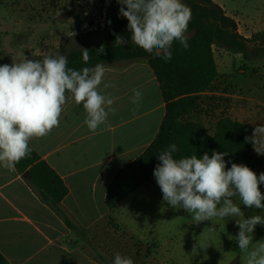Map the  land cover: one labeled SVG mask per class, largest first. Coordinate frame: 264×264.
I'll return each mask as SVG.
<instances>
[{
    "label": "crops",
    "instance_id": "crops-1",
    "mask_svg": "<svg viewBox=\"0 0 264 264\" xmlns=\"http://www.w3.org/2000/svg\"><path fill=\"white\" fill-rule=\"evenodd\" d=\"M246 1L239 7L233 0L221 3L213 0V3L235 21L237 33L250 40L255 35L264 34V8L255 10L253 0ZM251 9L256 11V17L249 19ZM242 11L244 16L241 17ZM249 47L255 51L264 48V36L262 40L250 43ZM216 50L222 52L225 49L212 46L217 77L209 90L199 94L195 110L184 116V121L202 124L209 136L213 135L222 118L248 124L254 130L257 126H264V104L259 101L264 96V65L258 70L252 92L258 100L249 98L246 91L238 90L241 86L232 76L227 61H224L225 70L218 66ZM224 76L230 77L225 83L229 92L213 90L212 87ZM105 83L114 87L104 88ZM233 86H239L235 94ZM99 87L102 94L117 99L112 106L115 112L110 113L106 122L95 131L89 130L84 123L87 113L82 104L77 105L69 94L59 126L46 136L29 141L32 150L67 189L59 208L77 232L68 228L62 218L39 198L22 174L0 165V255L9 264H102L90 247L100 252L106 238H116L115 233L120 227L114 218L120 208L130 211L132 218H141L151 217L154 212L165 211L168 207H179L173 208L163 200L153 177L114 211L106 209L105 196L109 185L121 168L136 160L153 143L166 115V103L158 80L143 59L106 65L104 81ZM133 89L143 93L139 106L131 102ZM248 118L255 121L250 122ZM259 138L264 151V134H258L256 140ZM259 159L261 166L264 160ZM109 218L113 219L117 229L110 226ZM113 244L117 249L118 237Z\"/></svg>",
    "mask_w": 264,
    "mask_h": 264
},
{
    "label": "clouds",
    "instance_id": "clouds-1",
    "mask_svg": "<svg viewBox=\"0 0 264 264\" xmlns=\"http://www.w3.org/2000/svg\"><path fill=\"white\" fill-rule=\"evenodd\" d=\"M121 7L118 15L128 21L131 41L144 51L172 59V44L179 41L184 49L189 48L188 24L192 11L183 0H118ZM110 23V21H109ZM116 36L114 46L123 47L128 40ZM82 60L92 59L90 50L77 46ZM104 53V46L96 50ZM67 56H45L43 59H28L19 63L0 65V165L15 172L16 164L30 155L29 141L44 137L59 126L63 106L69 94L77 105L82 104L87 113L84 123L95 131L104 124L110 113L115 112L116 97L100 91L106 65L96 63L93 67L79 70L68 66ZM114 87L104 84V88ZM131 102L139 106L143 93L132 90ZM258 134H264V126H257L246 142L257 143ZM177 145L172 143L157 157L159 163L153 176L161 189L163 200L173 208L179 206L193 213L195 223L211 221L214 217L226 219L241 217L235 221L238 233L234 237L239 250L249 252L247 264H264V240L253 243L257 225L264 226V216L244 218L241 207L233 198L238 197L248 208L264 209L259 186L264 184V173L257 177L249 167L231 163L226 169L224 157L227 152L212 151L211 158L205 152L201 158L191 155L176 158ZM214 231V228H208ZM113 264H134L127 255L116 253Z\"/></svg>",
    "mask_w": 264,
    "mask_h": 264
},
{
    "label": "trees",
    "instance_id": "trees-1",
    "mask_svg": "<svg viewBox=\"0 0 264 264\" xmlns=\"http://www.w3.org/2000/svg\"><path fill=\"white\" fill-rule=\"evenodd\" d=\"M183 3L192 11V19L188 24L189 48L184 49L179 41H174L170 61L156 55L155 50L152 53L144 51L131 41L128 21L118 15L121 5L116 4L115 0H108L102 31L106 40L103 45L104 53L96 51L100 47L90 48L92 59L87 63L82 60L81 51L63 55L68 58V66L77 70L91 68L99 62L108 65L117 61L146 60L160 84L162 98L166 103V115L153 143L136 160L121 168L109 185L105 196V207L109 212L114 211L130 194L154 177L153 170L159 163L157 157L172 143L178 148V152L174 154L176 158L191 155L201 158L205 152L211 158L213 150L227 152L228 155L224 157L225 170L231 167V163L243 164L252 171L261 164L254 153L253 143L246 142L245 139L253 135L254 128L250 125L222 118L217 122L213 135L209 136L202 124L184 121V116L195 110L199 94L209 90L217 77L212 46L240 54L245 59H255L264 55V50L253 53L248 44L262 40L264 34L255 35L250 40L244 39L237 33L235 21L227 17L213 0H183ZM113 33L123 36L128 44L123 47L114 46L116 36ZM228 161L231 163H227ZM16 170L22 175L28 174L25 181L30 188L62 218L68 228L77 232V228L59 208L67 195V189L32 148L30 155L16 164ZM109 223L117 229L113 219L109 218ZM90 248L102 264H111L93 247ZM0 264H9L2 255Z\"/></svg>",
    "mask_w": 264,
    "mask_h": 264
},
{
    "label": "rangeland",
    "instance_id": "rangeland-1",
    "mask_svg": "<svg viewBox=\"0 0 264 264\" xmlns=\"http://www.w3.org/2000/svg\"><path fill=\"white\" fill-rule=\"evenodd\" d=\"M115 1L121 5L118 0ZM216 1L221 3L224 0ZM233 1L238 7L247 3L246 0ZM253 2L255 10L264 8V0ZM107 7L108 0H0V65L19 63L24 56L28 59H43L45 56L80 51L77 46L89 49L105 45L101 29L105 26ZM255 10L250 11L249 19L256 17ZM260 50L264 48L251 52L257 53ZM215 52L218 66L225 70L224 61H227L232 76L241 86H237L238 90L243 89L252 98L258 70L264 65V55L245 59L226 49ZM228 78L221 77L212 89L228 93L225 86ZM237 87L233 88V94ZM259 101L264 104V96ZM258 105L256 107H262ZM248 120L255 121L251 118ZM261 143L259 138L255 154L264 160ZM254 173L257 177L264 173V163ZM259 188L264 195V184ZM233 201L241 207L244 218L264 216V209L248 208L238 197H234ZM261 203L264 205V201ZM193 215L180 207H168L165 211L154 212L151 217L132 218L130 211L120 208L114 218L120 227L115 233L116 238H106L104 248L99 253L111 264L116 253L130 256L134 264H247L248 254L255 245L239 250L234 237L239 231L235 221L241 217H214L211 221L195 223ZM208 228L215 230L210 231ZM117 237L119 246L116 249L113 248V241ZM253 237L254 244L264 240V226L257 225Z\"/></svg>",
    "mask_w": 264,
    "mask_h": 264
},
{
    "label": "water",
    "instance_id": "water-1",
    "mask_svg": "<svg viewBox=\"0 0 264 264\" xmlns=\"http://www.w3.org/2000/svg\"><path fill=\"white\" fill-rule=\"evenodd\" d=\"M248 45H250V44H248ZM27 176H28L27 173H24V174H23V177H24V178H26Z\"/></svg>",
    "mask_w": 264,
    "mask_h": 264
}]
</instances>
